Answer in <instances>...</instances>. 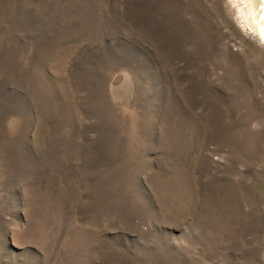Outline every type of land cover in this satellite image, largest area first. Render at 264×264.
Returning a JSON list of instances; mask_svg holds the SVG:
<instances>
[{
  "label": "rangeland",
  "instance_id": "obj_1",
  "mask_svg": "<svg viewBox=\"0 0 264 264\" xmlns=\"http://www.w3.org/2000/svg\"><path fill=\"white\" fill-rule=\"evenodd\" d=\"M0 264H264V44L232 0H0Z\"/></svg>",
  "mask_w": 264,
  "mask_h": 264
},
{
  "label": "bare ground",
  "instance_id": "obj_2",
  "mask_svg": "<svg viewBox=\"0 0 264 264\" xmlns=\"http://www.w3.org/2000/svg\"><path fill=\"white\" fill-rule=\"evenodd\" d=\"M264 44V0H232Z\"/></svg>",
  "mask_w": 264,
  "mask_h": 264
}]
</instances>
